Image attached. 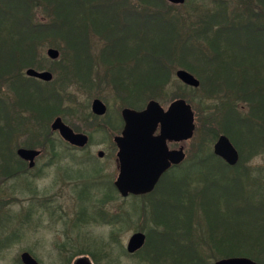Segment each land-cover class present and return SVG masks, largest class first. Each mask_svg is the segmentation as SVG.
<instances>
[{
  "label": "trees",
  "instance_id": "obj_1",
  "mask_svg": "<svg viewBox=\"0 0 264 264\" xmlns=\"http://www.w3.org/2000/svg\"><path fill=\"white\" fill-rule=\"evenodd\" d=\"M10 4L12 8L7 7L8 3L0 2V13L2 8L17 14L31 9V1L27 0ZM37 6L47 14L48 20H40L35 31L31 28L28 31L11 30L0 20V34L7 32L9 38L14 39L5 48L0 45V69L4 64L9 69L18 64L34 67L32 59L36 57V50L47 38L61 39L65 48L72 50V55H69L57 45L61 57L69 63L68 71H65L69 76L60 79V89L49 88L39 82L37 94L32 98L26 94L25 86L13 88L19 100L16 105L33 106L40 128L45 119L71 112V108L63 107L65 100H73L71 94H65V87L76 85L79 89L92 92L104 82L119 94L118 97L124 96V106L133 107L134 104L129 101L133 98L143 94L155 98L156 92L169 81L171 67L178 65L198 77L201 89L206 85L205 95H200L198 100L202 104L209 101L211 106L206 109L211 112L204 110L209 120L204 126L200 121L198 136L201 132L203 136L200 138L214 141L222 133L235 142L240 152L238 139L249 150L248 156L259 152V149L252 148L258 145L260 148L264 136V0H186L181 6L169 5L164 0H139L137 5L130 4L129 0H38ZM36 38L38 43H35ZM97 44L102 45L97 49V56L92 50L93 56L89 55L91 45ZM83 56L91 66H95L97 60L103 65L105 63L104 79L74 72L73 69L79 67L78 62L82 58L81 62L84 60ZM37 68L43 69L41 65ZM181 87L186 88L182 84ZM219 90L227 94L218 95ZM184 96L183 93L177 98ZM240 105L244 110L239 108ZM5 138L7 136L0 126V155L9 156L13 154L12 148ZM38 138L41 140L35 144L36 147L47 145L55 154L60 143L52 139L51 134L38 132ZM207 144L199 143L197 152H205ZM183 176L179 187L173 177L171 191L165 195L166 201L163 199L164 204L156 203L164 207L165 219L155 222L153 219L156 218L151 216L153 208L144 205L141 208L137 206L134 215L143 214L145 218H151L150 223L155 227L150 225L148 232H154L156 240L181 236V241L165 245L174 250L181 249V254L171 259L170 264H209L211 259L221 256L248 257L257 263H264V247L248 245L237 250L238 245L233 244L235 241L264 240V193L258 195L259 199L258 196L252 197L260 214L255 223L261 222V226H254L244 219L247 209L238 197L237 177L227 178L226 183L218 186L217 179L203 176L195 182L192 176ZM14 178L5 177L3 180ZM198 181H202L201 187H195ZM218 190L229 192L222 198L223 195L217 194ZM221 201L227 205L224 211L215 208ZM195 207L207 226L202 227L197 221L194 223L192 214ZM94 213L100 222L113 223L104 210ZM128 215L126 211L118 214L116 223L130 220ZM169 216L173 219L169 221L171 224L165 222ZM91 220L88 218L82 223ZM226 228L229 230L227 236L221 233ZM197 232L199 235L194 236ZM241 233L244 235L241 236ZM103 247L99 242V250ZM225 248L229 251L226 252ZM89 251L97 263V254ZM222 252L225 254L221 255ZM152 261L160 264L158 260Z\"/></svg>",
  "mask_w": 264,
  "mask_h": 264
},
{
  "label": "rangeland",
  "instance_id": "obj_2",
  "mask_svg": "<svg viewBox=\"0 0 264 264\" xmlns=\"http://www.w3.org/2000/svg\"><path fill=\"white\" fill-rule=\"evenodd\" d=\"M165 1V0H164ZM197 1V0H196ZM230 2H233L234 0H229ZM130 4L137 5L139 4V0H129ZM166 2V1H165ZM167 3V2H166ZM202 3V2H200ZM169 4V3H167ZM170 5V4H169ZM1 7V6H0ZM188 7V5H187ZM184 10V8H181ZM38 20H37V26L40 20L47 21L48 17L47 14L40 11L38 8ZM6 30V29H5ZM8 31V29L6 30ZM0 34V45L5 48L6 45H9L10 42L13 40L9 38V36L6 34ZM37 37V36H36ZM18 40V39H16ZM38 43V40L36 38L35 43ZM63 40L61 39H54V38H47L42 41V45L40 48L38 47L36 50V65H41L43 67V70H49L53 73V80L49 83V85L53 86H60V79L61 75L58 71V66H62L63 64V57H61L60 48H58L57 45H60L63 49H65V53L69 55H72V50L65 48ZM26 45V43H25ZM39 45V44H38ZM53 45H56L57 47H54ZM102 45H91V48L89 49V55H92V51L95 56H97L96 53H98L99 48ZM169 46V45H168ZM172 47L174 45H171ZM59 49L60 56L56 60H51L46 55V52L48 49ZM98 49V50H97ZM7 50V49H4ZM92 50V51H91ZM88 54V51L85 52L84 56ZM67 56V55H66ZM83 56V57H84ZM93 56V55H92ZM35 57V58H36ZM84 60L81 62V59L78 62L79 67H75L73 70L77 74L80 75H86L87 73L92 74V76L97 78H105V63L104 65L97 60V63L95 66H91V63H88ZM163 59V58H162ZM165 59V58H164ZM163 59V60H164ZM130 64V63H129ZM131 67V65H130ZM143 69V68H142ZM178 69L186 70L178 65H173L171 67V75L169 81L163 86L162 90H160L156 95L155 98H149L148 94H143L141 97H136L131 100H129L132 104H134V109H142L145 104L149 100H155L157 101L162 107L166 108L171 101L176 99L179 95H183L184 97H180L188 104L191 105L192 111L194 113V123H195V133L193 138L186 143V154L190 155L194 148H196L197 144L201 143L203 140H209L208 138L202 139L200 137L203 136V134L200 132V136H198L197 128L200 126L205 125V122L208 121V114L205 115V112H208V109L206 107L211 106L209 101H206L205 104L199 103L198 100L200 95H205L206 91V85H203V88L201 89L200 86L198 88H192L186 86L184 89L181 87V82H178L177 78L175 77V72ZM189 72L188 70H186ZM190 73V72H189ZM196 79L198 77L191 73ZM199 80V79H198ZM200 82V80H199ZM183 85V84H182ZM58 89H60L58 87ZM198 89V90H197ZM205 90V91H204ZM90 91H84L83 89H79L76 85H70L68 87H65L64 92L65 94H71L73 97V100L70 102L68 100H65L63 102L64 109L71 108V112L69 114H63V115H57L53 116L52 118L48 120H44L42 127H37L36 131L40 133H50V125L53 119L55 117H61L64 124L69 126L71 129H73L75 132L84 133L89 137L88 145L80 150H74V149H68L66 145L60 140L58 134L53 133L52 139H56L57 142H59V146L56 149L55 154L57 155H63L62 157L55 158L53 162V166L46 171V173L43 175L42 178L37 180L28 181L30 182L29 185L31 188L32 186H35L38 188L39 191L45 190V189H51L49 190V193L46 194V196L53 197V200L60 206L63 207L62 212L66 214L65 219H74L76 212L78 211V208L75 206V201L72 202L73 199H69L68 195V188L74 187V185L78 184L79 182L82 183L83 181L86 182V186H90V184L94 183H103L104 178L106 177H112L114 175V164L112 162V159L109 157H106L105 159H98L96 157L97 151L102 150L106 151L108 150V147L112 143V137L114 135H117L120 132V129L114 130V127H117L119 125V118H120V111L124 106V96L121 95V97H118L119 94H116L113 92L112 88L108 86L106 83H102L99 86V89H93ZM9 91L3 86L0 85V97H8ZM121 94V93H120ZM227 94L223 90H219V94L221 96H224ZM98 98L100 99L107 107V112L104 116L101 117H94L90 113V105L93 99ZM1 100V98H0ZM200 105H198V103ZM202 110H201V108ZM239 108L241 110H244L243 105H240ZM205 110V112H204ZM211 110H209L208 113H210ZM113 126V127H112ZM44 129V131H43ZM225 131V130H224ZM224 135V134H219ZM218 135V136H219ZM226 136V135H225ZM232 145L235 147L236 145L233 143V141L226 136ZM202 140L198 142V140ZM41 138H38V140L35 142L40 143ZM216 140V139H215ZM212 141L209 149L212 151V145L215 142ZM263 140L264 136L261 140V146L259 152L253 157L248 156V149L246 150L244 144L242 145L240 142H242L240 139H238V147H240V152L237 147H235L238 150V153L240 155V160L238 164V168L241 170H245L247 172L245 173H236L237 174V180L236 185L238 190V197L242 199V201L245 204V207L247 209L246 218L245 220L250 221L254 226H261V222L255 223V221L259 220L260 214L259 209L256 208V202L252 201V197H257L260 195L261 192L264 193V148H263ZM27 142L25 139L20 138L16 140L14 144L11 145V150L14 155L16 153V149L19 147L29 148L30 145L26 144ZM253 146H257V144H252ZM36 147V145H33ZM39 147V146H38ZM47 147V145L45 146ZM252 149L258 150L259 145L256 147H253ZM43 154H53L51 150L48 148L47 150H44ZM213 161V160H212ZM214 162V161H213ZM211 160H207V163L209 164V167H211L212 170L224 171V166H222L220 163L215 162L213 163ZM93 163H96L95 165L99 164V169L102 168L100 172H96V168L94 167ZM94 168V169H93ZM238 168L231 170L230 172H235ZM206 171V167L204 168ZM98 170V169H97ZM65 171H69L71 174V178L67 179L66 176H63L65 174ZM211 172V171H208ZM193 173V172H190ZM190 173H184L185 176L189 175ZM81 174L80 177H78ZM192 178L195 177L194 181L196 182L198 178H196L195 175H199V173H193ZM233 175V174H232ZM25 178V177H24ZM3 177H0V232H5V234L9 235L8 241H7V248L0 251V264H20L18 256L21 251L27 250L30 254L34 255L36 260H38L41 264H64V259L60 256L58 253V247L60 245H71L69 248L71 250V255L67 256L66 262L69 264H72L73 261L80 255L86 256L84 258L88 259L92 264H154V262L149 259L148 262L144 261L143 255L146 253V251H158L163 252L164 254H170V252L174 251V248L171 246L167 247V245L170 244L169 239H155L156 235L154 232H148L149 226L152 225V222L149 216H145L143 214L135 215V212L138 207L150 206L153 208L151 212V216L155 222H159V220H163L166 217H164V207L162 205L156 204L157 202L161 201V198H163L165 195H168L170 193V187L166 185V183H163L161 185V189L156 194H153L149 197H144L139 199V201H133L132 199L128 200H122L119 198L117 203L108 204L107 206H104L103 210L108 213L109 217L112 214H122L124 211L129 214L128 216H131L127 221H123L121 224L117 223H109V222H100V220L95 215L94 209L95 206H93L90 203V200L88 199V196L86 194L85 200H87V203H79L80 207L85 208L84 214L81 213L79 216V219L84 221L85 219L96 218V220H91L88 223H72L73 221L70 220V222L67 224H64L63 221H56V216H50L46 212L42 214L34 213L33 210L30 212L31 214L27 218H25V215L31 206L30 204V198L31 190L28 191V189H22V187H27L24 184V181L14 178L13 180L10 179L7 182H4ZM80 179V181L77 182V180ZM76 180V182H75ZM181 183L184 180V176L182 175ZM82 181V182H81ZM167 182V181H166ZM195 182L193 184H195ZM168 183V182H167ZM200 183L202 181H198L195 185V187H201ZM28 185V186H29ZM79 185V184H78ZM193 187V185H192ZM224 187V186H223ZM32 189V188H31ZM72 192V189H71ZM229 191L225 192L223 191L220 193H217L219 196L223 195L222 198H224L225 194ZM162 196V197H161ZM219 198V197H218ZM217 199L216 202L219 200ZM260 197L258 196V199ZM166 199V196L164 197V200ZM93 200V199H92ZM101 198L93 200V204L99 203ZM223 200V199H222ZM257 200V199H254ZM166 201V200H165ZM169 201V200H168ZM238 200H236V203ZM132 202H135V204L138 205H132ZM196 205V204H195ZM227 205L221 201L219 205L215 206L217 209L225 210ZM94 207V208H93ZM139 208V209H140ZM195 211L192 214L194 218V223L200 222L202 227H205L208 225V223L200 217L199 210L195 207ZM242 209V208H239ZM245 209V210H246ZM244 211V209H243ZM233 212V211H232ZM73 217V218H72ZM231 218V216L229 217ZM125 219H127L125 217ZM124 219V220H125ZM172 222L173 219L168 217V219L165 220V222ZM163 222V221H162ZM169 222V223H170ZM171 224V223H170ZM155 227V226H154ZM197 231V230H193ZM137 232H143L146 235V242L142 249V253L135 255L134 257H128L126 256L125 249L127 242L131 235ZM228 228L221 231L224 235H228ZM16 235H15V234ZM15 235V236H13ZM199 233L197 232L194 234V236H198ZM244 234L241 233V236ZM153 236V238H152ZM181 239V238H180ZM150 240V241H149ZM242 240V238L240 239ZM99 242L102 243L104 246L102 250H99ZM254 242V243H252ZM235 241L233 244L238 245L237 250L242 248H247L246 246L251 245L254 247H264V240L258 241ZM249 243V244H248ZM157 245V250L155 249ZM98 247V248H97ZM91 249L92 251H89ZM256 249V248H255ZM181 251V249H179ZM178 250V251H179ZM202 250H206L205 248H202ZM226 252H228V248L224 249ZM245 250V249H243ZM250 250V249H246ZM87 251L92 252L94 254H97L96 259H98V262L96 263L93 261V257L91 254H89ZM176 252V249H175ZM205 253V252H204ZM181 254V252L178 254V256ZM225 254L224 252L221 253V255ZM264 254V253H262ZM177 256V255H176ZM177 256V257H178ZM222 257V256H221ZM221 257H217L215 259H211L209 264H212L215 260L220 259ZM241 257V256H240ZM263 257V256H262ZM224 258V257H223ZM248 258V257H247ZM254 261V260H253ZM160 262V261H158ZM264 264V263H260Z\"/></svg>",
  "mask_w": 264,
  "mask_h": 264
},
{
  "label": "flooded vegetation",
  "instance_id": "obj_3",
  "mask_svg": "<svg viewBox=\"0 0 264 264\" xmlns=\"http://www.w3.org/2000/svg\"><path fill=\"white\" fill-rule=\"evenodd\" d=\"M16 1L22 2L23 0H0V2H2V3H8L7 7H10V8H12L10 3L16 2ZM27 1H31V9L28 10V8H27L26 12L24 14L22 12H19V14H17L15 12L7 11L6 9L2 8L3 11H1V13H0V20L4 24H7L9 29H11V30L18 29L19 31L23 29L24 31H28L29 28H31L32 30L34 29V31H35V29L37 28V20H38L37 1L38 0H27ZM54 49H56V48H54ZM57 51L59 52L58 49H57ZM59 56H60V52H59ZM36 59H37V57L36 58L34 57L32 59V62H34L33 65H36V63H37ZM63 64L64 65H62V66L61 65L58 66V71H59L60 75L62 76L61 78H66L69 76V74L67 72H65L67 69V65L69 64L68 60L63 59ZM8 69L9 68L5 64L0 69V72H1V74H0V85H3L7 89V91L10 92L8 97H4V98L0 97L1 98V100H0V105H1L0 126H1V129L3 130V134L7 136V138H5V142L8 143L9 145H12L16 142V140L23 138L27 142L26 144L30 145L29 148H25V149H34V150L40 151V154L34 158L32 166H30V161L20 158L17 155V153H15V156L14 155H9V156L8 155L7 156L6 155H3V156L0 155V177H3V178L15 177L16 180L20 179V180L24 181V184L27 186V187H22V189L24 190L27 188L28 191L31 190L30 194H32V195H31V198L29 200L31 206L28 209L30 211L27 212V214L25 215V218H27V220H28L29 215L31 214L30 212H32V210H33V212L36 214L39 213V214L43 215V213L46 214V212H47L48 215H50V216L51 215L56 216V221H58V222L63 221L64 224H66V223L68 224L70 222V220L73 221L72 222L73 224L74 223L79 224V223H82V220L79 219V216L85 210V208L80 207L79 203H84V204L87 203V200H85L86 194L88 196V199L90 200V203L93 206H95V208H98V210H103L104 206H107L108 204L112 205V203H117L119 198H121L124 201L128 200V199H132L133 201H139V199H141V198L149 197L153 194H156L155 192L156 191L158 192L161 189V185L163 183H166V185H168L170 187L169 189L171 191V185H172L171 183H173L171 181V179L173 177L176 178L175 179V185L179 187L181 185L180 179H182V175H184V173H190V172L199 173V175H195L196 178H201V177L205 176V177H209L211 179H217L216 182H217L218 186H220V185L227 182L226 181L227 178L237 177L236 173L247 172V171L241 170L237 167L239 164V160H240L239 153H238V160L234 165L228 164L221 157H219L213 153V146H214V143L216 142L217 139L215 140V142L212 145V151L209 149V147H206L204 149L205 152L199 153V152H197L198 151V144H197L196 148H194V151L190 155L186 154V143L188 141H190L192 138L186 142L166 141V147L169 151H174V150L176 151V150L182 149V151L184 152L183 160H181L177 164H170L169 168L166 169L161 174V176L159 177L157 182L154 184V187L152 188L151 191L144 193V194L129 193L127 196L123 197L120 195L118 188L115 186V182H116L118 175H119V172H120V160L118 157L119 148L117 147L116 143L114 142V137L121 133L123 126H124V122L122 120L121 111H120L119 125L117 127H114V130L118 131L120 129V132L117 135H114L112 137V143L108 147V150H106V151L99 150V151H97V154H96V157L98 159H105L106 157L110 156V158L112 159V162L114 164V172L115 173L112 177L104 178L103 183H100V184L94 183L93 185L90 184V186H86V182L81 181L82 183L79 182L78 183L79 185L76 184V185H74V187L68 188V195H69L68 198L73 199L72 202H74V201L76 202L75 206H76V208H78V211L76 212L73 220L72 219L66 220L65 219L66 214L62 212L63 207L60 206V208H59L60 204L58 203L59 204L58 205L55 202V200H53V197L46 196V194H48L49 190L51 191V189H45L42 192V191H39L38 188H36L35 186H32L31 187L32 189L29 188L30 182H28V181H31V179L37 180V179L42 178L43 175L46 173V171H48L53 166V162H54L55 158L62 157L63 155L43 154L44 150H47L48 147L40 148V147H34L33 146V145H35V142L38 140V134L36 131V129L38 127V116H37L36 112L34 111L33 106L29 107V106L16 105L19 100L16 97V91L13 89L14 86L15 87H22V88H24V86H25L26 94H29L32 98H35V95L37 94V87L39 85V82H41L42 85L49 87V88L57 87V86L49 85V83L52 82V80H53V73L50 72L49 70H45V69L44 70L43 69L38 70L37 66H34V67L33 66H30V67L24 66V67H22L19 64L17 67L15 66L14 68L11 67L9 70ZM28 69H33L36 71H48L52 74V80L49 82H45V81H41L37 78L28 76L26 74V71ZM67 71H68V69H67ZM167 107L166 108L163 107V108L167 109ZM144 108H145V106L142 109H144ZM142 109H135V110L140 111ZM90 111H91V105H90ZM106 112H107V107H106ZM106 112H105V114H106ZM91 114L94 115L92 113V111H91ZM104 115H102V116H104ZM94 117H101V116L94 115ZM56 118L61 119V117H55V119ZM55 119H53V121ZM194 119H195V117H194ZM52 122H51V124H52ZM49 132H50L49 134H51V135H53V133L58 134L57 131H53L51 129V125H50ZM73 132H75V131L73 130ZM75 133H80V132H75ZM82 134H84V133H82ZM158 134H159V127L156 128V130L154 132V136H156ZM59 138H60V136H59ZM60 140L64 143V145H66V147L68 149L80 150V149L85 148L88 145V143H87L84 147L79 148V147H75V146L68 144L67 142H65L61 138H60ZM200 141H202V140L201 139L198 140V142H200ZM88 142H89V137H88ZM202 142L208 143L207 145L210 146L212 141L211 140H207V141L203 140ZM20 148H24V147H19L16 149V151ZM263 148H264V140H263ZM260 149L261 148H259V150ZM236 151L238 152L237 149H236ZM209 159L211 160V162L214 161L213 163L218 162L222 166H224L225 167L224 171L212 170L211 167H209L210 163H207V160H209ZM95 164L96 163H93L94 167L96 168L95 171L100 172L102 170V168L99 169L98 167L100 165L99 164L95 165ZM205 167H206L207 171L204 169ZM236 168H238V169L235 172H230L231 170L234 171V169H236ZM208 171H211V172H208ZM193 173H190L188 176L194 175ZM78 175H79L78 177L81 176V174H78ZM63 176H66L67 179L71 178L70 177L71 174L69 173V171H65V174ZM78 181H80V179H78L77 182ZM4 182H7V181H4ZM75 182H76V180H75ZM71 189H72V192H71ZM217 193H220V190H218ZM164 197L161 198V201H159L157 203L164 204V202L162 201L164 199ZM99 198H101L100 202L97 203V205L95 203L93 204V200L99 199ZM132 205H138V204H135V202H132ZM94 210H97V209H94ZM105 213L108 215L107 212H105ZM110 218H111L113 223L117 222V214L114 213V214L110 215ZM15 235H13V236H15ZM7 238H9V235L5 234V232H0V251L7 248V241H8ZM180 238H181V236H175V239L172 238L169 240V242L172 243L176 240L181 241ZM145 242H146V235H145ZM144 245H145V243H144ZM144 245L139 250H137L133 253H129L125 249L126 256L134 257L135 255L142 253V249H143ZM70 247H71V245H67V244L60 245L58 247V253L60 254V256L62 258L67 259V256L71 255L72 252L69 249ZM24 253L29 254L38 264H41L38 260H36L34 255L30 254L29 251H27V250H23L20 252V254L18 256L20 264H23L22 260H21V256ZM179 253H180V251H178L177 249H176V252L174 250L173 252H170L169 255L164 254L163 252H158V251H150V252L146 251V253H144V255H143V258H144L145 262H148L149 259H151V260L155 259V260L160 261L159 262L160 264H170L171 259L176 258ZM84 257H86V256H82V255L78 256L73 261L72 264H75L77 259L84 258ZM66 259H64V264H69L66 262Z\"/></svg>",
  "mask_w": 264,
  "mask_h": 264
},
{
  "label": "water",
  "instance_id": "obj_4",
  "mask_svg": "<svg viewBox=\"0 0 264 264\" xmlns=\"http://www.w3.org/2000/svg\"><path fill=\"white\" fill-rule=\"evenodd\" d=\"M170 5H182L185 0H165ZM48 58L56 60L59 52L48 49ZM28 76L49 82L52 74L48 71L28 69ZM175 77L184 85L198 88L200 82L192 74L183 69L175 72ZM91 111L94 115L102 116L106 112L105 104L98 98L91 102ZM121 117L124 122L120 135L114 137L119 148L120 172L115 186L121 196L129 193L144 194L152 190L161 174L169 168L170 164H177L184 158L182 149L169 151L166 141L186 142L194 135V113L191 105L182 98L173 100L164 109L157 101L149 100L143 110L123 108ZM159 134L154 136L156 128ZM51 129L57 131L59 136L68 144L82 148L88 143V137L82 133H75L65 125L60 118H56ZM141 149V150H140ZM17 155L33 164L34 158L40 154L39 150L20 148ZM213 153L221 157L230 165L238 160V152L225 135H220L213 146ZM145 243V235L137 232L129 238L126 250L133 253ZM23 264H38L29 254L21 256ZM75 264H92L86 258L77 259ZM213 264H260L247 257H227L213 262Z\"/></svg>",
  "mask_w": 264,
  "mask_h": 264
}]
</instances>
